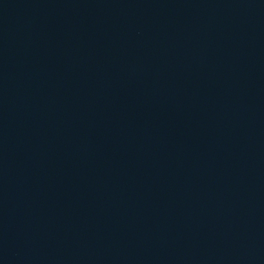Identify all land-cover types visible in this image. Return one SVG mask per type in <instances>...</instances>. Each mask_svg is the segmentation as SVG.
I'll return each mask as SVG.
<instances>
[{"label":"water","instance_id":"1","mask_svg":"<svg viewBox=\"0 0 264 264\" xmlns=\"http://www.w3.org/2000/svg\"><path fill=\"white\" fill-rule=\"evenodd\" d=\"M0 264H264V0H0Z\"/></svg>","mask_w":264,"mask_h":264}]
</instances>
